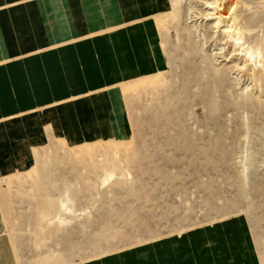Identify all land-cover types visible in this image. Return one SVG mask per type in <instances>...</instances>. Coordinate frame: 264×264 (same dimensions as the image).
Listing matches in <instances>:
<instances>
[{"label": "rangeland", "instance_id": "rangeland-1", "mask_svg": "<svg viewBox=\"0 0 264 264\" xmlns=\"http://www.w3.org/2000/svg\"><path fill=\"white\" fill-rule=\"evenodd\" d=\"M134 1L117 18L146 34L117 55L146 72L157 41L158 67L97 74L110 121L86 137L37 127L5 155L20 169L0 177V264H264V0H159L156 17Z\"/></svg>", "mask_w": 264, "mask_h": 264}, {"label": "crops", "instance_id": "crops-1", "mask_svg": "<svg viewBox=\"0 0 264 264\" xmlns=\"http://www.w3.org/2000/svg\"><path fill=\"white\" fill-rule=\"evenodd\" d=\"M122 1L139 11L134 0ZM158 1H145L148 9L149 5L152 7V11L147 12L149 17L168 10L169 1L167 8L166 2L160 7ZM117 2L119 0H0V177L6 173V163L8 173L20 169L15 168L14 159L5 155L14 154L18 158L21 153H30L37 143L32 141L37 127L41 137L51 129L59 138L68 139L86 137L88 119L91 127L109 122L107 114L100 118L108 72L113 73L115 80L126 81L158 67L154 64L160 54L155 55L151 49L152 45L158 49L157 41L141 49V54L146 55V72L141 73L135 67L139 65L133 51L129 53L125 49L117 55V40L122 33H129L125 38L130 46L131 42L134 46L140 44L139 40L146 34L144 26L134 21L140 15L123 23L121 18L120 22L117 17L121 12L115 8ZM102 14L107 15L105 18L113 27L112 38L100 35ZM112 41L111 54L108 43ZM132 55L134 65L128 64ZM141 58L138 53V60ZM101 72L106 79L103 84L98 83L97 74ZM95 135L92 133L93 137ZM252 261L258 264L255 257Z\"/></svg>", "mask_w": 264, "mask_h": 264}]
</instances>
